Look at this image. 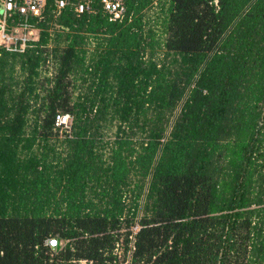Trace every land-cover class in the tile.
I'll return each instance as SVG.
<instances>
[{
    "label": "trees",
    "instance_id": "obj_1",
    "mask_svg": "<svg viewBox=\"0 0 264 264\" xmlns=\"http://www.w3.org/2000/svg\"><path fill=\"white\" fill-rule=\"evenodd\" d=\"M126 6L0 49V264H264V0Z\"/></svg>",
    "mask_w": 264,
    "mask_h": 264
},
{
    "label": "built area",
    "instance_id": "obj_2",
    "mask_svg": "<svg viewBox=\"0 0 264 264\" xmlns=\"http://www.w3.org/2000/svg\"><path fill=\"white\" fill-rule=\"evenodd\" d=\"M127 0H0V49L9 53H23L39 40L38 22L43 20L48 9L56 18L65 10L76 16L83 14L103 13L110 21L121 19L127 12ZM70 122L68 115L56 117L55 127L67 128ZM139 230L135 225L131 229L134 235ZM60 243L53 238L44 241L48 249L50 262L57 255ZM132 243L125 252L122 242L117 244L114 264H133ZM60 264H97L89 260H70Z\"/></svg>",
    "mask_w": 264,
    "mask_h": 264
},
{
    "label": "rangeland",
    "instance_id": "obj_3",
    "mask_svg": "<svg viewBox=\"0 0 264 264\" xmlns=\"http://www.w3.org/2000/svg\"><path fill=\"white\" fill-rule=\"evenodd\" d=\"M157 1V0H156ZM156 10V7L154 6L153 8H151L149 11H148V15L151 16L153 14V12ZM53 43L50 42V44L48 45V52L50 53L51 49L53 48ZM63 45V44H62ZM54 72H55V62H54V59L53 57H50L48 58V61L42 66V68L40 69V81L41 82H44L46 78H51L54 76ZM76 83V82H75ZM73 83V84H75ZM72 84V85H73ZM71 85V86H72ZM70 90H72V87L70 88ZM74 92V95L73 96H76L78 94V91L77 89L73 91ZM125 233V230L122 229L120 231V239H119V242H124V238L125 236L123 235ZM53 239H56V238H53ZM61 246H63V244L61 243Z\"/></svg>",
    "mask_w": 264,
    "mask_h": 264
},
{
    "label": "water",
    "instance_id": "obj_4",
    "mask_svg": "<svg viewBox=\"0 0 264 264\" xmlns=\"http://www.w3.org/2000/svg\"><path fill=\"white\" fill-rule=\"evenodd\" d=\"M2 12L1 8H0V13Z\"/></svg>",
    "mask_w": 264,
    "mask_h": 264
}]
</instances>
